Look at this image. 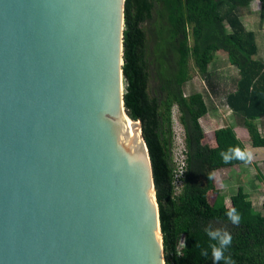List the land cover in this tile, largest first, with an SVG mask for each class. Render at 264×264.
Segmentation results:
<instances>
[{
	"label": "water",
	"instance_id": "1",
	"mask_svg": "<svg viewBox=\"0 0 264 264\" xmlns=\"http://www.w3.org/2000/svg\"><path fill=\"white\" fill-rule=\"evenodd\" d=\"M126 11L0 0V264H165Z\"/></svg>",
	"mask_w": 264,
	"mask_h": 264
},
{
	"label": "trees",
	"instance_id": "2",
	"mask_svg": "<svg viewBox=\"0 0 264 264\" xmlns=\"http://www.w3.org/2000/svg\"><path fill=\"white\" fill-rule=\"evenodd\" d=\"M254 1L127 0L125 101L129 116L142 123L150 150L165 264H213L210 255L200 254L210 243L205 235L209 226L231 234L225 252L231 264H264V214L254 210L240 188L220 202L214 180V172L250 162H225L220 155L231 147L245 151L242 138H248L254 148L264 147L257 124L264 117V63L254 58L255 34L239 15V9ZM258 1L264 30V0ZM191 58L204 78L211 77L209 66L215 60H227L237 69V88L227 97V105L244 118L241 126L213 132L202 129L200 119L209 112L205 96L185 91L191 80ZM175 107L186 144L179 195H174ZM233 208L241 217L237 225L225 215ZM182 238L184 247L178 252Z\"/></svg>",
	"mask_w": 264,
	"mask_h": 264
},
{
	"label": "rangeland",
	"instance_id": "3",
	"mask_svg": "<svg viewBox=\"0 0 264 264\" xmlns=\"http://www.w3.org/2000/svg\"><path fill=\"white\" fill-rule=\"evenodd\" d=\"M255 5H258V2H254L252 9H255ZM239 13L242 15L244 13H253V10L250 11L249 8L245 9H239ZM243 17V15H242ZM249 19V25L248 27L253 28L258 36L259 41H261L264 38V31L261 28L260 23V15L259 13L253 17V15L248 16ZM149 23L145 24V27H148ZM228 61L224 62H214L212 65V73L211 77L204 78L198 71V69L195 67L194 60L191 58L189 62L190 67V74H191V80L186 85L185 91L187 95H190L192 93L200 92L205 96V99L208 100L210 98V95L213 91L212 84H215V76L217 71H220V69H227L229 67ZM215 71V75H214ZM214 75V76H213ZM213 76V77H212ZM126 84V82H125ZM210 116L203 117L200 119L201 127L204 125L205 128L202 127V129L205 131L207 129L206 124L208 127H210V132H213L217 129L226 127L227 124L231 123L234 124L235 120H230V117L227 115L228 110L224 107L221 109V111L217 108L214 110H210ZM179 111L175 107L173 109V128L175 133V148L181 144V142L184 139V129L179 121ZM206 122V123H205ZM212 130V131H211ZM247 140V139H246ZM243 146L245 147V150H250V145L243 141ZM252 162L249 163L246 166H235L232 168L223 169L220 171H216L214 173V180H215V186L220 191V202H226L227 199L237 192V188L239 185L244 186V192L249 195V201H251L252 206L256 212L260 211L262 214H264V210L262 209V202L264 200V189L262 186H258L257 181L255 180V175L257 176L258 173L261 175L262 171L264 173V163L262 164L260 160L255 162V153H251ZM264 176V175H263Z\"/></svg>",
	"mask_w": 264,
	"mask_h": 264
},
{
	"label": "crops",
	"instance_id": "4",
	"mask_svg": "<svg viewBox=\"0 0 264 264\" xmlns=\"http://www.w3.org/2000/svg\"><path fill=\"white\" fill-rule=\"evenodd\" d=\"M254 2H258V5H255L256 6L255 9L254 8L252 9V6H253ZM254 2H252L251 5L249 7H247V8L250 9V11L253 10V13H244V14H242L243 17H242V15L240 13H239V15H240L241 20L244 23V26L246 27V29L248 31L253 32L255 34L257 48H258V53L255 55L254 58L257 61H260V62L264 63V38L261 41H259V36H258L257 32L253 28L248 27V25H249L248 16L253 15V17H255L258 13L260 15L261 3L258 0H255ZM243 9H245V8H243ZM216 61L218 63V62H224L225 60H215V61H213L210 64V66H209V71L210 72H212V65ZM228 65H229V67L227 69H220V71H217L215 79H214L215 80V84L211 83L214 88H213V91H212V93L210 95V98L208 100H206L207 106H208V111H209L207 116L211 117L210 116V113H211L210 110L211 109L215 111V109L218 108L221 111V109L225 107L228 110V114L227 115L230 117V120H235L234 124L229 123V124H227V126L239 127V126H241L244 123V118L241 115L234 113L227 105V97L232 92L236 91L237 81L239 79V74H238L237 69L234 66H232L230 63H228ZM214 75H215V71H214ZM204 117H206V116H204ZM257 124L259 126L258 129H259V132H260L261 136L264 137V117L258 118L257 119ZM206 126H207V129H205V132H210V127H208L207 124H206ZM202 127L205 128L204 125H202ZM241 140H242L241 141L242 144H243V141H244V142H246V143H248L250 145V150L247 149L245 151L248 152V153H255V158H256L255 162L256 161L258 162L260 160V162L263 164L264 163V147H262V148H254V147H252L251 141L248 138H242ZM244 149H245V147H244ZM249 161H250L249 163H251L252 162V158L249 159ZM243 166H246V165H243ZM260 172H261V175L258 173V175L257 176L255 175L254 177H255V180L258 183V186H262L263 189H264V176H263L264 173L262 171H260ZM239 188L242 189L243 192H244V186L243 185L240 184L239 187L237 188V190ZM248 199H249V195H248Z\"/></svg>",
	"mask_w": 264,
	"mask_h": 264
},
{
	"label": "clouds",
	"instance_id": "5",
	"mask_svg": "<svg viewBox=\"0 0 264 264\" xmlns=\"http://www.w3.org/2000/svg\"><path fill=\"white\" fill-rule=\"evenodd\" d=\"M181 143L184 151H186L185 134ZM220 155L225 162H229L232 159H239L242 161L251 159V153L245 152L240 147H231ZM225 215L232 224L237 225L240 223L241 217L236 209H231L226 212ZM205 235L208 237L210 243L207 248L201 250L200 254L204 257L210 255L213 264H219L220 261H224V264H231L230 258L225 256L226 250L232 243L231 234L226 230L213 229L209 226L205 229Z\"/></svg>",
	"mask_w": 264,
	"mask_h": 264
},
{
	"label": "built area",
	"instance_id": "6",
	"mask_svg": "<svg viewBox=\"0 0 264 264\" xmlns=\"http://www.w3.org/2000/svg\"><path fill=\"white\" fill-rule=\"evenodd\" d=\"M173 155H174V162L176 164V176H175V192L174 195H179V193L181 192L182 186L184 184L183 182V168H184V163H185V151L183 149L182 143L179 144L178 147L173 148ZM184 247V239L182 238L181 242H180V246L178 248V252L180 251V249H182Z\"/></svg>",
	"mask_w": 264,
	"mask_h": 264
},
{
	"label": "bare ground",
	"instance_id": "7",
	"mask_svg": "<svg viewBox=\"0 0 264 264\" xmlns=\"http://www.w3.org/2000/svg\"><path fill=\"white\" fill-rule=\"evenodd\" d=\"M131 123H133L136 127H138L140 134H141V128L139 127L138 123H136L135 121H133L132 119H128Z\"/></svg>",
	"mask_w": 264,
	"mask_h": 264
}]
</instances>
